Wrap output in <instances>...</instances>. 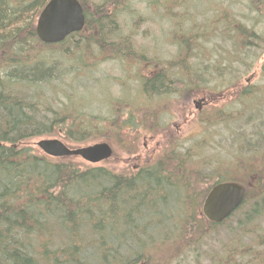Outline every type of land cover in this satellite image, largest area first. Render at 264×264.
<instances>
[{
	"label": "trees",
	"instance_id": "trees-1",
	"mask_svg": "<svg viewBox=\"0 0 264 264\" xmlns=\"http://www.w3.org/2000/svg\"><path fill=\"white\" fill-rule=\"evenodd\" d=\"M47 1L0 0V264H135L146 256L154 263L162 253L173 260L174 251L179 255L180 248L186 249V243H191L185 239L186 231L179 234L173 229L164 230L167 227L195 225L206 236L207 228L219 227L236 214H240L236 224L241 229L254 218L264 217V116L260 112L262 104L258 103L260 95L253 97V92L242 90L236 99L243 106L249 105L248 109L237 110L228 103L220 111L208 113L201 120L204 132L200 138L191 145L179 143L169 148L171 151L141 158L145 163L137 172L93 165L81 158L77 161L47 156L33 140L57 135L63 142L77 145L112 138L120 147L125 140L120 128L135 124L132 114L127 120H120L122 115L111 121L98 120L100 117L91 113L81 118L83 108L74 109L69 103L71 83L85 75L87 67L95 68L93 58L90 62L79 60L81 50L84 57L87 54L83 50L87 40L80 44L77 37L85 27H92L96 50L102 54L147 68L148 74L140 78L142 96L137 100L142 105L144 100L158 95L157 91L167 92L157 84L187 83L192 88L207 83L203 74L210 65L204 64L201 55H205V49L208 51L206 46L217 29V35L228 38L238 53L252 48L258 56L264 31L256 27L264 20V0L244 1L256 16L249 27L234 15L232 20L213 15L206 19L208 29L195 18L199 10L187 8L190 0H109L96 8L92 23L83 0H79L85 15L84 27L61 42L44 43L36 35L35 21ZM145 1L167 35L164 43L176 48V53L156 70L148 66L161 63L162 58L149 57L147 45L137 41L139 26L155 19L141 15V20L132 18L141 24L131 19L127 24L131 6ZM207 3V9H215V3L218 12L228 10L221 1ZM158 7L164 12L155 13ZM176 7L180 14L174 13ZM164 22L169 23L168 27ZM155 38L154 35V41ZM172 66L180 68L188 78H173ZM216 70L222 75L229 71L228 65ZM240 73L237 71L235 76ZM234 78L235 83L241 82L240 77ZM66 83L72 91L63 90ZM129 100L120 103L131 110L129 106L135 104L130 103L134 99ZM219 124L226 131L218 133L226 138L225 156L214 154L221 143V139L212 140ZM175 139L169 138L170 142ZM206 150H212L213 155L206 157ZM222 180L241 183L246 189L245 199L230 217L213 224L197 209L206 191ZM235 228L228 225L225 229L235 232ZM167 242L172 252L162 251ZM225 247L218 256L222 264H240L234 255L242 252L234 247V240ZM250 249L246 255L252 254Z\"/></svg>",
	"mask_w": 264,
	"mask_h": 264
},
{
	"label": "rangeland",
	"instance_id": "rangeland-1",
	"mask_svg": "<svg viewBox=\"0 0 264 264\" xmlns=\"http://www.w3.org/2000/svg\"><path fill=\"white\" fill-rule=\"evenodd\" d=\"M109 0H83L85 8L87 12L89 13L90 20L89 23H92L95 21L96 17V8L105 2L108 3ZM150 1L152 3L160 2L159 0H146ZM145 2L136 3L133 7L131 6L130 9H132V14L127 18V24L128 20L131 19V22L141 24L142 18L141 15H147V17L153 18L155 20L148 21L139 26L138 30V37L137 41L140 44L147 45V55L149 57L157 56V58H162L161 63H156V65L150 64L148 67H154L155 70L162 66V64H166V60H169V58L172 57L173 53H176V48L174 45H170L167 43H164L165 38H167V35L164 31H162L161 27L159 26V21L157 20V16L153 13V9L150 6V8H147ZM166 1V0H161ZM208 0H190L188 1L187 8L191 9L192 11L199 10L195 18H198V21L201 19L202 23L201 26H203L205 29H208V25L206 23V19L209 17L215 15H220L221 17H224L226 20H232V15H234L235 19H238L244 23L247 24L249 27L251 22H254L256 20V16L254 13H251L246 6L244 5L245 0H216L217 2L221 1L223 4V7H228V10H221L220 12L217 11V5L213 3L215 6V9L208 8L210 6L209 3H207ZM146 7V8H145ZM156 11V8H154ZM174 10V13L180 14V10L178 7H176ZM164 9L162 7H158L157 11L155 13H163ZM246 14V15H244ZM138 15V16H137ZM38 16V15H37ZM126 16V15H125ZM132 16V17H131ZM94 17V18H93ZM134 17V18H133ZM138 18L137 20H132ZM146 20H149L147 18H143ZM37 20V17H36ZM218 20V19H217ZM137 21V22H136ZM36 24V21H35ZM126 24V31L128 28V25ZM168 24L166 22L163 23L164 27H168ZM137 25V26H138ZM219 27H222L220 23L218 22ZM190 26V25H189ZM217 26V24H216ZM213 26V27H216ZM211 27V26H210ZM92 27L87 26L83 31H81L77 37H79L80 44H83L85 40H87V43H84V47H86L88 50L86 51V48L84 47L80 48L85 51L86 56H83L82 50L78 53L80 61L86 62L93 58L95 60V68L91 69L90 67H87L85 69V75L79 77L74 81L72 84L73 91L70 90L71 87H69V84L62 85V88L65 92L72 91V98L69 103H71L72 108L76 109H82L83 113L81 118H84L88 114L98 115L101 119H112L114 116H121L120 120H124L128 115L132 114L135 117H132L135 121L136 129H128L126 127L120 128L121 133L126 136V139L128 140V143L131 142L133 145V152L134 154H140L142 157L148 156V154H153V150L155 148V142L157 138H152L151 134L147 133L146 130L148 125H145L144 123L141 125L140 120L143 116L149 117L151 121L153 120H173L176 118V110L178 104L174 102L172 99L174 98V94L176 91H171V96L159 98V99H151L149 101L144 100V102H141L142 105H139L137 102L138 99H141V80L143 74H148L147 68H144L141 64H138L136 62H132L131 64H128L124 60L121 59H115L112 58L110 54H102L100 50H96L95 42L93 40L94 33L92 32ZM258 31H264V20L257 23ZM125 31V28H124ZM220 33V31L217 29L216 33L213 32L212 41H209V45L206 46L207 49H205L206 53L205 55H201L203 58V62L206 65H210V68H206L204 72V77H206L205 82H207L206 87L212 88L215 91H221L225 89V85L232 84L234 82V77H240L241 82L245 81L246 78H248L255 70L258 72L255 73V76L251 80L252 83L262 86L264 85V77H263V70H264V43L262 44L261 48H258V53H260L258 56L254 49H245L242 50L244 52H237V49L235 48L234 44L226 38L224 35H217ZM154 35L156 36L154 41ZM226 38V39H225ZM82 41V42H81ZM264 41V40H263ZM78 42V43H79ZM213 46V48H211ZM155 50H160L157 53H155ZM162 56V57H161ZM257 56V57H256ZM152 58V57H151ZM185 60H187L185 58ZM188 64L190 61H187ZM192 63V59H191ZM148 65V64H146ZM228 65L229 71L226 72V74H218L216 68L219 66ZM217 66V67H216ZM248 68V69H247ZM173 71V78H188L184 74V72L176 67H171L170 69ZM191 70V68L189 69ZM188 70V71H189ZM237 71H240V75H236ZM88 74V76H86ZM191 78V74L189 75ZM185 80V79H184ZM188 80V79H186ZM224 86V87H223ZM229 87V86H228ZM231 87V86H230ZM211 90V89H210ZM75 93V94H73ZM228 93L226 97L218 101V105L221 104H228L230 103L232 108L237 110H245L249 108V105H241V103H238L236 101L237 97L235 98L231 94V89L228 88L224 91V94ZM261 95H263L261 98L264 99V92L262 91ZM125 99V101H128L129 99H134V101H131L130 103H134L135 105L129 106L131 110H128L125 108L123 104L120 103L121 100ZM188 98H191L190 96ZM235 98V99H234ZM64 101H67L68 99H64ZM234 99V100H233ZM129 100V101H130ZM128 103V102H127ZM118 104H120V108L117 109ZM262 107L260 108V112H262V116H264V103H261ZM82 106V107H81ZM85 106V107H84ZM145 114V115H144ZM191 118V121L185 126L184 130L181 132L183 134L181 137H183L182 145L188 146L191 145V142L194 139L200 138L202 135L200 134L201 127L197 124L196 119ZM119 120V118H118ZM106 121V120H105ZM111 121V120H110ZM149 122L148 124H152V122ZM108 122V121H106ZM105 122V123H106ZM217 128V134L215 132L214 136L212 137V140L221 139L220 145H218L217 149L215 150L214 154L219 152L221 156H225V151L228 149V146L226 145V138H223V135H219V132H226L223 124H219L215 126ZM251 129V128H250ZM249 129V130H250ZM264 129V128H263ZM106 130V129H105ZM248 130V131H249ZM195 131V132H193ZM264 131V130H263ZM193 132V133H192ZM185 135V136H184ZM61 136V135H60ZM145 136V137H144ZM226 136V134H225ZM229 136V134H227ZM43 137H50V138H56L57 135L52 136H42L33 139L36 146V141ZM102 139H96L92 141H88L83 144H77V145H84L96 141H100ZM66 142V140H65ZM71 143V142H68ZM143 143L147 144V148L143 147ZM72 145L75 143H71ZM76 145V144H75ZM25 146H28V143H25ZM34 149L36 148L33 147ZM38 149V148H37ZM218 150V151H217ZM162 150L158 154H160ZM206 157L212 156V150H206ZM129 153L125 150L121 153V156L126 157ZM201 155V154H199ZM228 156V154H226ZM72 159H76L79 161L77 157H71ZM224 169V168H222ZM225 170V169H224ZM222 174V173H220ZM240 214H236L232 216L226 223L219 226L221 228V233L214 236L216 240L211 238H203V244L200 246V249H206L214 253V250H218L219 253H222V248L225 247V243L229 242V240H234V247L241 248V254L236 253L234 255V258H236V261L240 264H264V217H258L254 218L250 224H245L244 229L237 228V218ZM228 225L235 227V232L228 231L225 228L228 227ZM170 246V243L167 242V245L164 246L162 251L168 252L171 250V252L174 250L172 248H167ZM251 247V255H246V250ZM226 248V247H225ZM180 251L182 249L180 248ZM170 252V251H169ZM177 252L174 251V254ZM173 255V254H172ZM171 255V256H172ZM174 258V257H173ZM175 258H180L179 255H175ZM188 261L185 262V264H208L209 260L202 259L203 257H199L194 259V262L192 261V256H187ZM93 259V258H90ZM199 259H201L199 261ZM176 263V261H175ZM173 263V264H175ZM184 264V262H183Z\"/></svg>",
	"mask_w": 264,
	"mask_h": 264
},
{
	"label": "flooded vegetation",
	"instance_id": "flooded-vegetation-1",
	"mask_svg": "<svg viewBox=\"0 0 264 264\" xmlns=\"http://www.w3.org/2000/svg\"><path fill=\"white\" fill-rule=\"evenodd\" d=\"M257 72L258 71L255 70L248 78L245 79V82H243V83L242 82H236V83L232 82V84L227 83L225 85V87L223 86L225 89L223 90V88H221L222 89L221 91L220 90L215 91L212 88L206 87L207 83H202V84H199L198 87L193 86L192 88H189L190 85L187 83H183V84L178 83L177 84L174 82H167V83L157 84L156 86H161L163 88V90H165V89H168V90H167V92L166 91H161V92L157 91L158 95L154 94L153 99L156 100L159 98L171 96V91L172 90L176 91L174 94V98L172 100L178 104L177 109H181V110L175 109L176 118H174L173 120L169 119L166 121V120L157 119V120L151 121L149 119V117H147V116H143L142 119L140 120L141 125L143 123L145 124V122L148 124L150 121L153 124V125L148 124V126L151 129L147 128V130H146L147 133L151 134L152 138H154V137L157 138L156 142H155V148L153 150V154L156 155L160 152V150H166V149L168 150L171 147L173 148V145H177L179 143H182L183 137H181V136L183 134H181V132L184 130L185 126L191 121L192 117H194L193 119H196L197 124L201 126V127H199V129L200 128L202 129L200 132V134H202L204 132L203 128H202L204 121H201V120L204 119L208 113H213L215 111H220L221 109H223V104L218 105L217 103H218V101H220L221 99H223L224 97H226L228 95V93L224 94V91L227 90L228 88L231 89V94L235 98L236 97L238 98L239 95L241 94L242 90H245L249 94L251 92H253L251 94V96L254 95L253 97H255L256 94L260 95V97L258 99V103H260V104L264 103V99L261 98L263 96V95H261L262 92L260 93L262 86H258V85L251 82V80L255 76V73H257ZM189 96L191 98H188ZM131 117H135V116L132 115ZM128 118H129V115L124 120H127ZM135 122H138V121H135ZM124 127L128 128V129H134V128L136 129L137 128L135 126V124L133 125L131 123L126 124V126H124ZM193 132H195V131H193ZM171 137H176V139L174 141L170 142L169 138H171ZM124 139H125L124 142L119 143L120 145H122L120 147H118V142L112 138L105 140L109 144V146L111 147V155L103 161H100V162L95 163V164H93V163H90V164H93V165H109L112 168H115V167H120L123 169L126 168V171L129 170L128 168H131V171L139 170L141 165H143L145 163V161H140V159L145 158V157L140 156V154H134L133 152H135V151L132 148L133 145L131 144V142L128 143L126 136ZM218 141H219V139H218ZM143 147L147 148V144L143 143ZM125 150L129 153V155L126 157H123V156H121V153L124 152ZM169 150L171 151L172 149H169ZM153 154H148V156L153 155ZM74 157L80 158L78 156H74ZM226 181H231V180L218 181V182L214 183L212 186H214L217 183L226 182ZM233 182H236V181H233ZM237 183H239V182H237ZM239 184H241V183H239ZM212 186L206 191L205 195L200 199L202 202H201L200 207H198L199 210L197 209V211L208 222L213 223V224H219L222 221L221 222L209 221L205 217V215L203 214L202 207H201L207 193L212 188ZM243 188H244V199H245L246 189L244 186H243ZM244 199H243V201H244ZM241 204L239 205V207L241 206ZM238 208H236L234 211H236ZM169 229H171V230L173 229L174 231H178L179 234L186 231L185 233H187V235L185 236V239H188V242L191 243V245L186 243V246H185L186 249H183L181 254L179 253L180 258H175V255H177V253H176V254H174L173 260H170L171 258H168L169 254H165V253L163 254L162 253L161 255H159L158 261H156L154 263H153V258L151 259L150 257L146 256L145 258H141L135 264H173V263H175V261H176L175 264H183V262L185 264V262L188 261V258H187L188 255L192 256L193 262H194V259L199 258V257H203L202 259H204V260L208 259L211 264H213L214 262H215V264H222V262H221L222 259H220L218 257L219 254H221V253H219L218 250L217 251L214 250V253H209V252H211L210 249H209V251L206 249H200V246L203 244L202 242H203L204 237L216 240V238L214 236L221 233V228H219L218 226H210L209 228H207L209 233L207 232L208 235H206V236H202L201 233L199 232V228L195 225H191L189 227H187V226H174L171 228L167 227L164 230H169ZM180 237H182V239L184 238L182 235ZM173 241L174 242H172V243H175L176 240H173ZM215 258H217V261H215ZM200 260L201 259H199V261Z\"/></svg>",
	"mask_w": 264,
	"mask_h": 264
},
{
	"label": "water",
	"instance_id": "water-1",
	"mask_svg": "<svg viewBox=\"0 0 264 264\" xmlns=\"http://www.w3.org/2000/svg\"><path fill=\"white\" fill-rule=\"evenodd\" d=\"M85 22L83 7L79 0H48L40 10L35 32L44 43H58L73 32L80 31ZM36 146L47 156H78L87 163H98L111 155V147L104 141L84 145H72L58 138L43 137ZM244 199V188L233 181L220 182L207 193L202 212L211 222H221L239 207Z\"/></svg>",
	"mask_w": 264,
	"mask_h": 264
},
{
	"label": "bare ground",
	"instance_id": "bare-ground-1",
	"mask_svg": "<svg viewBox=\"0 0 264 264\" xmlns=\"http://www.w3.org/2000/svg\"><path fill=\"white\" fill-rule=\"evenodd\" d=\"M202 207V206H201Z\"/></svg>",
	"mask_w": 264,
	"mask_h": 264
}]
</instances>
